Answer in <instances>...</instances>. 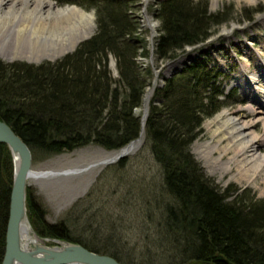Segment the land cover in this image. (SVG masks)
<instances>
[{
	"label": "trees",
	"instance_id": "1",
	"mask_svg": "<svg viewBox=\"0 0 264 264\" xmlns=\"http://www.w3.org/2000/svg\"><path fill=\"white\" fill-rule=\"evenodd\" d=\"M57 3L93 9L97 31L56 63L34 66L0 60V119L32 149L33 158L93 144L111 152L121 150L142 135V117L136 110L143 106L155 79L154 68L140 62L150 52L146 39L138 35L141 26L134 17L133 0ZM158 12L163 35L155 55L162 63L175 60L187 46L207 41L216 33L214 28L225 22L218 18L220 13H210L207 4L193 0H163ZM110 57L116 60V79L109 68ZM219 76L211 64L191 62L165 78L149 107L142 152L148 148L160 167L163 189L159 195L142 190L148 199L144 214L156 229L146 237V250L155 252L163 264H264V199H256L248 189L221 191L190 149L201 135L202 124L228 105L222 100L229 96L218 85ZM128 162L126 157L109 169L125 168ZM13 175L11 150L0 144V264ZM165 196L170 199L166 203ZM27 203L40 232V225L46 224L30 192ZM63 231L48 224L43 235L133 264L132 253L121 250L114 237L82 241Z\"/></svg>",
	"mask_w": 264,
	"mask_h": 264
},
{
	"label": "rangeland",
	"instance_id": "2",
	"mask_svg": "<svg viewBox=\"0 0 264 264\" xmlns=\"http://www.w3.org/2000/svg\"><path fill=\"white\" fill-rule=\"evenodd\" d=\"M50 1H53L59 8L77 6L92 16L95 29L91 35L96 33V15L93 9H84L77 4L59 5L57 0ZM162 1L133 0L132 4L134 17L141 26L138 35L146 39L147 49L150 52V57L148 59L141 58L140 62L141 64L145 63V65L150 64L155 71V79L152 85L147 88L143 106L136 110L138 114L142 117L147 112L145 111V98L148 92L152 90L154 83H159L157 88L162 86L166 78L164 73H167L175 65H180L183 60L186 62L180 65L181 69L197 60L217 68L220 75L218 85H221L226 90V95L229 96V98L222 99L228 105L224 106L218 114L226 112L231 117L242 121L257 118V112L263 114L264 110L261 109V106H264V79L252 87L253 93H256V102L251 101L243 93L242 87L236 85V82L238 77H242L244 80L249 77L252 79L260 77L259 64L261 61L264 62V0H193L195 3L207 4L210 13H220L221 16L218 18H224L225 22L223 25L214 28L216 33L207 41L196 44V46H187L186 49L178 51V57L175 60H169L165 63L158 61L155 55L158 40L163 35V23L158 19V10ZM4 38L0 43V60L7 63L26 62L34 66L45 62L56 63L57 60L62 59L67 54L73 53V51L67 52L56 60L45 58L33 63L23 56L27 45L25 40L17 44L15 30L11 29ZM110 58L109 68L112 69L113 77L116 79L118 78L116 60ZM154 95L155 92L150 99L151 102ZM254 108L256 113L252 112ZM218 114L202 124L201 135L191 145V152H193L196 160L201 163L207 176L220 187L221 191L231 187L237 188L240 190L239 192L248 189L249 194L256 199H264L261 192L263 188L261 177H257L254 183H250L247 179L239 176L234 178L238 174L234 164L232 169L223 172L224 166L222 165L231 158L232 154L231 156L225 155L222 162L215 164L205 163L199 158L198 145L212 139V132L206 129V125ZM259 123L255 128L257 133L263 136L264 127L261 122ZM144 142L145 137L142 146L128 154L129 162L125 168L115 166L109 169L115 164L95 166L94 164L104 158H110L120 153L119 150L107 151L95 144L50 157L37 154L33 158V170H36L35 172L72 171V169L83 170L90 167L82 173L29 180L30 198L38 204V208L43 212L42 219L46 224L44 227L39 224L41 231H36L37 234L41 237L54 239L55 237L43 235L46 234L47 225L50 224L62 227L64 229L63 234L67 232L73 237H79L82 241L98 236L96 240L102 242L109 237H114L113 240L119 242L118 247L121 250L132 253L130 261L133 264H163L164 260L155 252L149 253L146 250V237L148 233L154 234L156 229L154 223L144 214L145 203L148 202V199L142 195V190L152 189L159 195L163 186L160 167L154 162L148 148L142 152ZM258 148L261 153H264V146L259 145ZM93 165L94 167H91ZM90 192L93 194L88 197ZM159 197L162 200V197ZM165 200L166 203L170 199L168 200V197L165 196ZM78 202V206H75ZM28 214L30 222L33 224L32 213L29 209ZM47 245L52 244L47 243Z\"/></svg>",
	"mask_w": 264,
	"mask_h": 264
},
{
	"label": "bare ground",
	"instance_id": "3",
	"mask_svg": "<svg viewBox=\"0 0 264 264\" xmlns=\"http://www.w3.org/2000/svg\"><path fill=\"white\" fill-rule=\"evenodd\" d=\"M20 19L22 22H19ZM11 29L15 30L17 44L22 43L23 40L26 42L27 47L23 56L29 62L36 63L45 58L56 60L67 52L76 50L77 44L87 39L94 32L95 26L93 17L77 6L59 8L50 0H0V43ZM185 62L186 60H183L180 65ZM180 65L169 69L164 76H172L171 74L181 69ZM259 69L258 79L249 77L244 80L238 77L236 82V85L241 86L243 93L253 102H256L257 98L252 87L264 79V62L261 61ZM158 85L159 83L155 82L152 90L148 92L145 98V111L149 109L150 99ZM261 109L264 110V106H261ZM252 112L256 113L255 108ZM256 114L257 118L250 121L233 118L226 112L218 114L206 125V129L212 132V139L199 144L197 152L199 158L208 164L222 162L225 155L232 154L231 158L222 165L223 172L232 169L234 164L238 172L234 178L239 176L254 183L257 177H261L263 181L261 192L264 195V153L258 148L259 145L264 146V134L260 136L255 128L260 124L259 122L264 127V113ZM144 130L145 125L140 139L136 140L131 152L142 146ZM108 158H104L95 166H104L102 163ZM35 238L38 240L37 237ZM24 239L28 241L34 238L24 234Z\"/></svg>",
	"mask_w": 264,
	"mask_h": 264
},
{
	"label": "water",
	"instance_id": "4",
	"mask_svg": "<svg viewBox=\"0 0 264 264\" xmlns=\"http://www.w3.org/2000/svg\"><path fill=\"white\" fill-rule=\"evenodd\" d=\"M91 37L92 35L81 42L87 41ZM149 112L150 110L148 109L142 116V128L144 125L146 126ZM136 140L128 143V145L119 150L120 154H115V156L108 158L102 164H115V162L126 158L131 153ZM0 144L7 145L9 150H11L14 171L9 202V219L5 236L6 249L2 264H124L111 255L95 253L77 242L41 237L37 234L33 224L30 222L27 203V191L30 179L72 175L82 173L90 167L84 168L83 170L72 169V171L66 170L61 172L51 170L40 171V173L35 172L36 170H33L34 159L32 149L15 133L6 121L4 122L1 119ZM94 165L91 167H94ZM24 234L30 237L33 236L34 239L25 241ZM47 243H51L53 246L47 245Z\"/></svg>",
	"mask_w": 264,
	"mask_h": 264
}]
</instances>
